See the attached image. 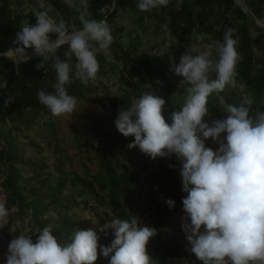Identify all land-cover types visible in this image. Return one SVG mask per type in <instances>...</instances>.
Returning a JSON list of instances; mask_svg holds the SVG:
<instances>
[{
  "label": "clouds",
  "instance_id": "1",
  "mask_svg": "<svg viewBox=\"0 0 264 264\" xmlns=\"http://www.w3.org/2000/svg\"><path fill=\"white\" fill-rule=\"evenodd\" d=\"M169 3L138 0L136 7L150 12ZM181 3L177 0V7ZM38 4L43 10L35 12L37 23L23 24L13 41L16 46L0 55L18 66L30 59L26 49H34L42 57L37 70L52 61L54 91L39 90L38 100L54 117L71 116L78 109V100L68 93L66 85L73 75L84 86L97 79L100 66L96 53L112 44L111 28L106 20H89L81 14L82 28L69 31L63 17L50 15L54 11L50 4L45 0H38ZM235 31L228 28L223 42H214L217 60L211 59L208 51L194 55L195 49L190 48L173 66L175 74L183 77L181 85L187 87L184 104L172 113L171 124L163 115L165 100L150 92L134 97L115 121L124 137L134 136L129 149L138 147L152 159L171 154L183 159L182 191L187 196L182 200L186 215L181 218V227L191 245L188 251L202 264H264V111L251 115V101L226 104L227 118L204 122L209 115L208 98L237 87ZM50 34L57 38L51 39ZM65 45V59H61L57 52ZM73 57L74 65L69 62ZM213 71L214 79L210 78ZM6 86V81H0V88ZM13 99L9 97L6 105ZM209 138L219 145L217 150L206 147ZM166 203L173 207L175 202ZM9 217L6 202L0 201V228L8 225ZM105 229L114 230L111 245L99 246L104 257H111L110 264H152L147 245L156 235L154 228L139 226L133 217L112 218L101 231ZM36 233L35 243L25 232L11 240L6 264H95L98 259L99 237L92 229L73 230L67 244L58 243L50 225Z\"/></svg>",
  "mask_w": 264,
  "mask_h": 264
},
{
  "label": "trees",
  "instance_id": "2",
  "mask_svg": "<svg viewBox=\"0 0 264 264\" xmlns=\"http://www.w3.org/2000/svg\"><path fill=\"white\" fill-rule=\"evenodd\" d=\"M55 13H59L73 31V26L82 28L80 15L86 19L107 20L110 28L115 30L112 48L119 60L123 62L121 68V79L129 90V95L122 97L107 96V101L100 96L90 99L88 91L93 90L91 81L87 86L72 77V82L66 85L70 95L77 98L78 104L85 101L100 103L107 109L106 113H99L95 116L87 115L91 120L96 134V144L102 150L99 156V170L88 171V175L81 177L74 175L71 178L73 185L79 187L80 194L94 195L97 202L104 204L110 209V219L136 218L139 226H148L156 230V235L162 234L161 228L167 222L171 213H185L182 200L187 193L182 191L183 159L176 154L167 157H157L156 169L147 171V160L152 159L136 148H128L134 142V136L124 137L116 128L115 121L118 118L119 107L125 108L131 104L132 99L139 98L144 92L162 97L165 100L163 115L166 122L172 123V113L180 111L184 104L187 85H181L183 77L178 79L173 76L171 69L165 61L154 56L138 55V46L126 45L121 39L126 31L123 25H114L115 18L121 12L134 16V28H145L146 22L153 19L159 24L166 22L171 35L179 42H190L195 33L204 35L216 34L217 40L223 42V37L228 28L235 29L234 39H237V51L239 60L236 65V80L243 85V93L251 99V115L256 111H264V27L252 20L236 0H182L177 7V0H170L167 7H159L150 12H141L136 7L138 0H116L114 9L102 10L101 6H92L90 14H84L82 6L77 5L76 0H49ZM248 4L258 18L264 19V0H247ZM28 17L17 14L12 7V0H0V51L5 52L15 47L13 41L17 32L25 23L35 25L37 19L35 14ZM254 31L256 34H254ZM130 33V32H129ZM51 39H56L55 34H50ZM96 46L94 45V48ZM26 49V51L30 50ZM67 45L60 48L57 55L65 59L64 52ZM256 51H259L258 55ZM99 66L103 69L106 60L103 55L96 53ZM42 62V57L35 56L21 63L18 66L10 59L0 55V80L6 81L7 86L0 88V125L3 127L6 107L10 104L20 103L35 114L41 112L50 113L49 109L38 100V91L43 89L52 92L53 84L56 82V73L52 67V61L45 64V68L37 70L36 65ZM75 64V57L71 61ZM74 71V69H73ZM215 78V72L213 79ZM159 89H152V86H159ZM9 97L14 98L13 102L6 105ZM231 104H241V98ZM209 112L215 115L214 120L227 118L224 112V104L217 93L208 98ZM210 122L209 124H211ZM7 139V145L0 152V162L4 164L2 173L4 179L1 186L6 192V206L16 207L21 216L31 215L32 222L37 229L51 226L52 235L60 244H67L71 241L73 230H77V222L68 214H64L59 221H49L48 210L52 205H62L60 202L61 193L68 180L65 176L60 178L58 183L51 186L50 192L45 197L50 199L46 202L44 195L39 189L28 187V178L23 173V158L17 153L14 140L5 130H0ZM224 135V134H222ZM75 144L81 147L84 139L76 136ZM137 152L139 158L135 157ZM144 194L147 201H143ZM167 200H173L174 206L169 207ZM88 205L91 200L87 199ZM44 217H47L46 219ZM114 232V231H113ZM109 233L104 237V242L114 239ZM35 243L38 234L31 231ZM19 235L15 232L14 237ZM10 237V234H8ZM110 256L104 257L98 251V259L95 264H110ZM0 264H6L0 262Z\"/></svg>",
  "mask_w": 264,
  "mask_h": 264
},
{
  "label": "rangeland",
  "instance_id": "3",
  "mask_svg": "<svg viewBox=\"0 0 264 264\" xmlns=\"http://www.w3.org/2000/svg\"><path fill=\"white\" fill-rule=\"evenodd\" d=\"M245 1L247 2V0ZM76 2L79 7L82 6L84 14H90L92 6H101L102 10H113L115 5L114 0H76ZM45 3L50 4L49 0H45ZM12 7L17 14L28 18L31 14L43 10L39 7L38 0H12ZM50 15L57 19L62 17L54 11ZM28 18L26 21H29ZM114 22L115 26L119 24L125 26V35L121 40L126 45L131 42L137 45L139 56L150 55L165 61L177 79L180 76L175 74L173 66L179 64L181 56L190 48L195 49L194 55L208 51L211 59L214 61L218 59L214 43L217 41L216 34L195 33L190 42H179L169 32L166 22L159 24L151 19L146 22L145 28H138L137 31H134L136 30L134 16L123 12L117 15ZM262 22L264 23V19ZM73 29L79 30L76 26H73ZM114 30L111 28V34ZM254 34H256L255 31ZM113 37L116 40L119 39L118 36ZM97 53L103 55L106 64L103 69L99 68L97 79L91 81L94 89L88 91V97L92 99L97 95L108 103V95L115 97L129 95L128 87L121 79L123 62L118 59L112 45L108 49L97 51ZM256 53L260 54L259 51ZM213 74L214 71L210 74V78H213ZM160 87L161 85L152 86L151 90ZM242 89L243 85L237 82V87L226 88L218 95L224 105L231 104L240 98L241 103L247 104L251 99L243 93ZM14 102L18 105L10 104L6 107L4 124L3 127L0 125V130L7 131L14 140L17 153L24 160L23 173L30 178L28 187L39 189L40 194L44 195L45 201L50 202L45 194L50 192L51 186L57 184L60 178L64 176L68 178L60 197L62 205L50 207L48 210L49 221L54 223L59 221L64 214H68L77 222V230L92 229L96 231L99 237L98 251H100L99 246H110L111 241L104 242V237L114 230L101 231L110 220V209L97 202L94 195L80 194L79 187L71 182L74 175L85 177L88 175V171L99 170V156L102 150L96 144L94 127L87 115L95 116L99 113H106L107 109L100 103L85 101L77 105L78 109L71 116L57 118L51 113L35 114L33 110L25 108L18 99ZM122 108L125 107L121 105L119 111ZM214 119L215 115L209 112V115L204 117V122L210 123ZM76 136L84 139V144L81 147L74 142ZM205 144L206 147H210L214 151L219 147L210 138L205 141ZM6 145V136L0 134V152ZM134 154L138 160V153L134 152ZM147 164L142 175L156 169L157 162L154 159H148ZM3 169L4 164L0 162V201L6 202V192L1 186L4 179ZM87 199L91 200L88 205L85 202ZM143 201H147L146 194L143 196ZM8 209L10 210L9 223L0 228V262L6 260L8 245L11 240L16 238L14 237L15 232L32 235L31 231L34 230L35 234H38L31 215H19L16 207ZM185 215V213H171L161 228L162 234L149 240L147 252L152 258V264H202V261L188 251L191 245L186 238L187 234L181 227V218ZM188 223H190V218ZM201 231H203V227Z\"/></svg>",
  "mask_w": 264,
  "mask_h": 264
},
{
  "label": "water",
  "instance_id": "4",
  "mask_svg": "<svg viewBox=\"0 0 264 264\" xmlns=\"http://www.w3.org/2000/svg\"><path fill=\"white\" fill-rule=\"evenodd\" d=\"M236 2L241 6V8L246 12V14L252 19L254 20L258 25H260L261 27H264V23L262 22L261 18H258L254 11L252 10V8L250 7V5L248 4V2H246L245 0H236ZM114 4H116V0H114ZM107 21V20H106ZM55 40V39H54ZM29 57H35L38 56L35 52L34 49H30L28 51H26ZM0 53H4L1 52Z\"/></svg>",
  "mask_w": 264,
  "mask_h": 264
}]
</instances>
